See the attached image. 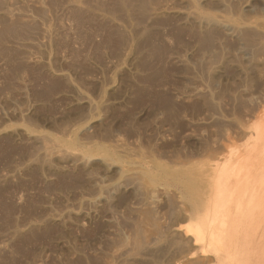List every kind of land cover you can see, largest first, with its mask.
Wrapping results in <instances>:
<instances>
[{
	"label": "rangeland",
	"instance_id": "1",
	"mask_svg": "<svg viewBox=\"0 0 264 264\" xmlns=\"http://www.w3.org/2000/svg\"><path fill=\"white\" fill-rule=\"evenodd\" d=\"M0 264H264V0H0Z\"/></svg>",
	"mask_w": 264,
	"mask_h": 264
}]
</instances>
